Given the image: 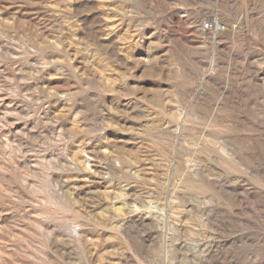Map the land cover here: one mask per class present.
I'll use <instances>...</instances> for the list:
<instances>
[{"label":"rangeland","instance_id":"1","mask_svg":"<svg viewBox=\"0 0 264 264\" xmlns=\"http://www.w3.org/2000/svg\"><path fill=\"white\" fill-rule=\"evenodd\" d=\"M0 264H264V0H0Z\"/></svg>","mask_w":264,"mask_h":264},{"label":"built area","instance_id":"2","mask_svg":"<svg viewBox=\"0 0 264 264\" xmlns=\"http://www.w3.org/2000/svg\"><path fill=\"white\" fill-rule=\"evenodd\" d=\"M213 25H214L215 28L218 27L217 24H211V22H210V23H208V24H207V23L204 24L203 28H204L205 30H211V29L213 28Z\"/></svg>","mask_w":264,"mask_h":264}]
</instances>
